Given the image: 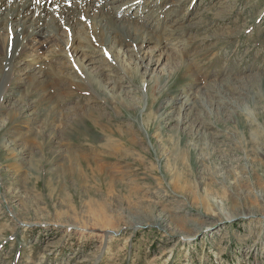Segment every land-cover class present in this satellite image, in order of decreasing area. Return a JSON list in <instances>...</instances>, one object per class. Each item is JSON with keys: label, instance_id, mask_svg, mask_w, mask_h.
<instances>
[{"label": "rangeland", "instance_id": "374dc122", "mask_svg": "<svg viewBox=\"0 0 264 264\" xmlns=\"http://www.w3.org/2000/svg\"><path fill=\"white\" fill-rule=\"evenodd\" d=\"M142 1L0 50V264H264V0Z\"/></svg>", "mask_w": 264, "mask_h": 264}, {"label": "bare ground", "instance_id": "6f19581e", "mask_svg": "<svg viewBox=\"0 0 264 264\" xmlns=\"http://www.w3.org/2000/svg\"><path fill=\"white\" fill-rule=\"evenodd\" d=\"M142 2V0H0V50L6 53V58L12 59L15 54L19 53V51L26 50L27 52L33 49V46H35L33 45V40L35 38L43 37L45 31L46 40L50 39L49 41L51 42H56L57 37L50 38L48 36H55L57 34L61 37L60 34H62L63 32L64 34L65 32H69L70 37H68L69 40L66 43V49H70L73 51L75 50V55L78 52H81L83 54L84 62L79 65V68H85L90 63H92V58L90 55L86 54L85 49H83L82 47L79 46L77 48H74V29L81 28L82 26L85 27L87 25V29H89L91 33V35H89V41H91V44L98 45L102 48L104 47L105 41V26H102V22L106 21L107 24L109 19V17L107 19L104 15H90L92 14L91 9L98 7V4H100V6L102 4H107V6L112 10V12L107 14L110 15V20L114 30L118 31L117 29L124 28L126 30L132 31L134 40L126 42L125 39H123V37L118 33L119 31H113V28L110 27L109 30H107L109 31L110 36L114 39L113 41L114 43H116L118 49H121L128 46L129 43L134 44L138 41L140 42L149 40V37H147L146 35L149 33V31L146 27H144V25H141L143 29L139 31H135L134 27L132 26H130V28L128 29V27L122 22L115 20L114 15L112 16V14H121V6L123 5H125L126 9H133L135 6L139 7V5H142ZM79 10H82L85 13L83 14ZM144 10L145 9L139 10V15L134 14L133 17H142V13ZM144 12H146V10ZM125 19L123 18V20ZM3 27H5V33L2 31ZM6 28H9V30ZM71 29H73V32L71 31ZM82 30L84 31V29ZM79 34L81 35V32H79ZM90 37L92 38V40ZM49 55L50 54H48L47 56ZM38 68L43 71V67L41 65L38 66ZM87 70L89 71V69ZM99 71L97 73L95 72L97 78L96 80L98 82L101 80L100 77L102 76V72ZM51 73H53V76L54 74L56 76L53 84H62V86L66 90L73 89L76 86L78 88L82 86V83L79 84L73 79V71H70V69L62 70L58 67H53ZM38 77L39 81L37 82L36 86H40L41 90L46 92L47 88L51 86L47 85L45 77L42 78V75H38ZM111 80L112 79H110L108 82H105V84L100 85L105 89H107V87L109 86H115V83ZM92 83H94V81Z\"/></svg>", "mask_w": 264, "mask_h": 264}]
</instances>
